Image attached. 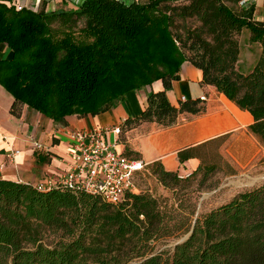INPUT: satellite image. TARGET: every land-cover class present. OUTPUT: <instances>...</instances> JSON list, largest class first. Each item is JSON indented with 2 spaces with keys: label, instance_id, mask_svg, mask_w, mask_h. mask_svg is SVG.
I'll use <instances>...</instances> for the list:
<instances>
[{
  "label": "trees",
  "instance_id": "trees-1",
  "mask_svg": "<svg viewBox=\"0 0 264 264\" xmlns=\"http://www.w3.org/2000/svg\"><path fill=\"white\" fill-rule=\"evenodd\" d=\"M242 1L84 0L76 10L47 12L0 0V46L12 53L0 58V86L13 99L10 114L21 119L28 108L66 127L69 117L107 113L129 92L162 81L164 89L150 93L145 110L120 129L172 125L204 110L200 100L176 107L168 99L189 62L202 71V85L252 115L249 129L264 146V21ZM244 30L262 49L246 74L237 67ZM193 157L192 150L179 153L181 163ZM147 170L166 187L179 182L161 162ZM175 226L139 190L112 204L79 189L41 192L0 179V264H264V184L198 218L172 254H154L153 244L171 238ZM48 231L56 243L42 242Z\"/></svg>",
  "mask_w": 264,
  "mask_h": 264
},
{
  "label": "crops",
  "instance_id": "crops-1",
  "mask_svg": "<svg viewBox=\"0 0 264 264\" xmlns=\"http://www.w3.org/2000/svg\"><path fill=\"white\" fill-rule=\"evenodd\" d=\"M122 1L130 4L144 0ZM246 1V5H254L256 19L264 21V0ZM53 2L60 5L59 10H76L84 0H12L13 4L33 10L50 8ZM249 39V31L244 30L237 67L245 74L254 68L262 50L260 44H252ZM11 55L6 46H0V58ZM179 75L180 80L167 93L169 101L178 107L181 101L200 100L204 105L202 112L183 114L168 126L145 123L118 136L110 134L109 140L117 143L118 151L130 157H139L148 164L161 162L166 170L181 175L197 171L204 162V148H209L211 142L223 140V158L236 170L251 172L252 163L264 156L261 140L249 129L254 123L252 115L239 109L215 87L202 85L203 73L191 63L185 62ZM163 89L162 81H156L151 86L129 92L123 102L107 113L83 119L72 116L67 119L68 126L62 127L28 108L24 109L21 119L14 118L10 114L13 99L0 86V179L34 184L63 171L68 160L70 132L98 127L121 128L127 119L145 110L150 93ZM31 140L38 142L41 148L35 147ZM14 150L19 151L15 154V163L11 153ZM185 150H192L194 157L181 163L179 153Z\"/></svg>",
  "mask_w": 264,
  "mask_h": 264
},
{
  "label": "rangeland",
  "instance_id": "rangeland-1",
  "mask_svg": "<svg viewBox=\"0 0 264 264\" xmlns=\"http://www.w3.org/2000/svg\"><path fill=\"white\" fill-rule=\"evenodd\" d=\"M59 6L58 3L53 2L50 8L45 9L59 10ZM230 6L235 10L238 9L232 4ZM4 93L11 97L5 90ZM222 146L223 140L211 142L210 147L203 150L202 169L189 177L179 178L175 186L166 187L148 170L135 178L139 192L157 199L166 222L169 221L170 225H176L177 228L171 238L153 244L154 254H172L181 240L191 233L198 218L230 202L239 193L264 184L262 158L252 163L254 167L251 172L248 169L236 170L223 158ZM42 237V242L47 245L59 240L58 235L51 231L44 232Z\"/></svg>",
  "mask_w": 264,
  "mask_h": 264
},
{
  "label": "built area",
  "instance_id": "built-area-1",
  "mask_svg": "<svg viewBox=\"0 0 264 264\" xmlns=\"http://www.w3.org/2000/svg\"><path fill=\"white\" fill-rule=\"evenodd\" d=\"M241 4L246 5L247 1L243 0ZM14 5L18 10L23 8ZM120 133V127L70 132L66 168L34 183L35 188L41 192H48L56 187L79 189L100 195L112 204L121 202L128 192H137L135 178L138 173L146 170L148 163L118 151L117 143L111 142L108 137L110 134L118 136ZM31 142L35 147L41 148L38 142ZM11 153L15 163V154L19 151ZM186 177L189 175H179V178Z\"/></svg>",
  "mask_w": 264,
  "mask_h": 264
},
{
  "label": "water",
  "instance_id": "water-1",
  "mask_svg": "<svg viewBox=\"0 0 264 264\" xmlns=\"http://www.w3.org/2000/svg\"><path fill=\"white\" fill-rule=\"evenodd\" d=\"M191 234H192V232H191L188 236H186L185 238H183V239L181 240L180 243H183V242H185L186 240H188Z\"/></svg>",
  "mask_w": 264,
  "mask_h": 264
}]
</instances>
